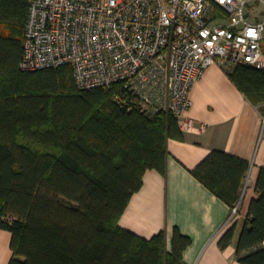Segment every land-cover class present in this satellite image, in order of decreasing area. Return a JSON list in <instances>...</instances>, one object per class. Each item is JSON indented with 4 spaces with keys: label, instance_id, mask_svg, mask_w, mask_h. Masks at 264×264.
I'll use <instances>...</instances> for the list:
<instances>
[{
    "label": "trees",
    "instance_id": "obj_1",
    "mask_svg": "<svg viewBox=\"0 0 264 264\" xmlns=\"http://www.w3.org/2000/svg\"><path fill=\"white\" fill-rule=\"evenodd\" d=\"M30 0H0V229L11 233L7 264H183L190 237L174 229L141 237L118 225L146 170L166 174L169 138L183 132L171 113L142 112L118 85L80 89L73 70L19 67ZM229 77L264 101V69ZM115 95L118 99H115ZM254 101V100H253ZM250 163L214 149L192 170L231 207ZM235 243L241 264H264V167ZM233 223L219 238H234Z\"/></svg>",
    "mask_w": 264,
    "mask_h": 264
},
{
    "label": "built area",
    "instance_id": "obj_2",
    "mask_svg": "<svg viewBox=\"0 0 264 264\" xmlns=\"http://www.w3.org/2000/svg\"><path fill=\"white\" fill-rule=\"evenodd\" d=\"M260 5L264 0H30L19 67L70 65L78 88L118 85L146 115L171 113L190 130L184 112L208 66L264 69Z\"/></svg>",
    "mask_w": 264,
    "mask_h": 264
},
{
    "label": "crops",
    "instance_id": "obj_3",
    "mask_svg": "<svg viewBox=\"0 0 264 264\" xmlns=\"http://www.w3.org/2000/svg\"><path fill=\"white\" fill-rule=\"evenodd\" d=\"M228 73L214 63L195 81L191 105L184 112L192 121V129L183 130L182 139L167 140L166 174L146 170L141 188L118 219L121 228L145 238L164 230L168 250L175 228L190 237L191 243L182 254L183 264H241L235 243L249 203L257 196L259 169L264 167V101L248 98ZM214 149L250 163L239 211L233 216L231 206L192 173ZM233 223V241L222 249L218 240ZM10 240L11 233L0 229V264H7L11 258Z\"/></svg>",
    "mask_w": 264,
    "mask_h": 264
},
{
    "label": "rangeland",
    "instance_id": "obj_4",
    "mask_svg": "<svg viewBox=\"0 0 264 264\" xmlns=\"http://www.w3.org/2000/svg\"><path fill=\"white\" fill-rule=\"evenodd\" d=\"M246 11H247V7H246V9H245ZM189 108V107H188Z\"/></svg>",
    "mask_w": 264,
    "mask_h": 264
}]
</instances>
